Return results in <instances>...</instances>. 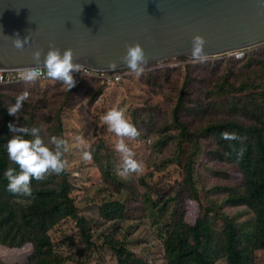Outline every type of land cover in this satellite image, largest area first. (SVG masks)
<instances>
[{
  "label": "clouds",
  "instance_id": "obj_1",
  "mask_svg": "<svg viewBox=\"0 0 264 264\" xmlns=\"http://www.w3.org/2000/svg\"><path fill=\"white\" fill-rule=\"evenodd\" d=\"M29 40V35L21 39L17 33L15 38H12V43L16 49L22 50ZM205 45L206 38L203 35L197 33L192 37V57L189 58H192L193 62L203 63L206 62L207 58H211L207 57ZM249 49L237 50L227 55L233 56L236 60H241ZM32 55L36 63L20 69L19 80L21 81H0V85L31 84L51 79L62 81L63 85L67 86V90L71 91L76 84L75 79L79 78L83 82L87 79L96 81L103 87H110L115 84L119 85L126 79L127 69L139 77L146 71L144 66L159 69L155 65L173 60L147 64L148 57L144 47L139 42L127 44L124 55L120 57V60L127 67L116 69L117 62L110 61L108 64L110 71L94 70L81 66L74 59V52L70 47L61 51L59 47L50 45L46 53L37 48ZM42 55L43 62L41 63ZM44 75L45 78L40 79ZM83 86L80 83V87ZM14 99L15 103L10 104L7 108L10 115L16 116L23 104L28 101L29 92L24 90L17 94ZM197 113H199L198 110L192 111L188 118ZM102 119L108 130L113 132L118 139L115 145L108 148L105 165L97 170L98 183L112 179L113 183L109 195L114 194L122 186L149 190V192L140 194L139 198L145 207L151 197L154 201L161 200L160 206L155 208L157 216L149 211L146 216L139 213L128 214L129 205L134 199L119 200L126 205L124 216L121 217L111 212L105 215V210L101 209V205L98 210L92 211L98 221L113 223L116 226L108 235L99 237L95 235L94 230L87 227L86 216L79 213L73 200L71 202L73 214L62 218L53 227L58 225L61 227V231L69 235L70 238L61 239L56 247L53 246L49 236V232L53 228L47 231L46 238L34 232L27 236L20 245H16L21 237L19 230L22 229L23 221L17 223V231H10L6 227H1L8 242V245L2 244L3 246L28 252L26 259L17 264H183L185 262L183 245L186 238L192 233V227L195 225L200 209L198 203L192 201L193 208L184 215L185 224H182L179 219L175 231L171 233L169 224L176 218V207L179 208L176 195L185 198L184 180L193 178L198 201L203 205V192L209 193L204 184H221L229 181L227 177L222 175L224 170L217 163V161H223L226 164L225 158H215L212 153L217 152L224 155L217 138L214 139L209 133L187 136L186 140L182 136L172 137L163 134L154 145L152 157L144 163L142 159L144 150L139 152L134 145L143 138L142 127L132 123L127 118L125 111L116 107L110 108ZM8 127L10 130V139H7L8 158L18 165V170L9 167L4 175L8 181L7 190L9 193L7 195L12 197L15 203L32 201L36 185H40L46 177L53 175L52 178H55L67 170L66 155L72 154V145L83 153L82 160L85 163L90 162L93 158L94 152L90 150V147L85 143L74 142L73 135H68L65 127L62 135L52 136L48 143H45L42 138L46 133H42L41 124L34 123L25 126L24 124L9 123ZM200 134L213 137V147L208 150V157H198L201 149ZM222 137L228 140L239 138L235 133H222ZM76 139L79 141L80 138L77 137ZM169 139L177 141V145H181L184 140L188 142V139H197V142L200 143V146L192 151L190 162L187 160L188 155L172 162L171 169L177 173L175 180H171L174 172L172 170L169 173H164V175L161 174L159 177L157 173L160 171L152 174L147 170V166L153 164L162 166L161 170H166L163 165L168 158H164L165 152L162 148ZM105 142V137L101 136L97 144H104ZM234 168H238L234 171L238 174V179L229 181L227 191L219 198V201L213 204L212 211L218 217V230L221 231V220H223L226 223L230 222L242 232V239L232 245V256H235L239 261L231 263L227 258L219 261L220 237L215 236L212 247L208 246L206 236L209 228L202 232L205 237H202L201 250H192L187 255L186 261L203 264L204 257L207 264H264V205H255V201L264 196V185L254 177L252 172L243 173L239 171V167L234 166ZM168 178L169 180H167ZM253 188H256L255 194ZM230 195H233L234 201L230 200ZM240 195L242 196L240 197ZM166 203H168V211L161 215L158 209L164 207ZM251 224H256L254 231L248 229ZM69 225L70 228H66ZM40 242H47L48 245L38 248ZM28 246L30 249H27Z\"/></svg>",
  "mask_w": 264,
  "mask_h": 264
},
{
  "label": "rangeland",
  "instance_id": "obj_2",
  "mask_svg": "<svg viewBox=\"0 0 264 264\" xmlns=\"http://www.w3.org/2000/svg\"><path fill=\"white\" fill-rule=\"evenodd\" d=\"M231 58L234 57L231 55L211 57L203 63H195L189 57L177 58L157 64L155 67H159V70L139 77L127 69L126 79L119 85L110 87H103L100 83L87 79L83 82L78 78L75 79V86L79 87L76 89L73 87L71 89L73 93L70 95L71 91L67 90V86L59 87L61 82L51 79L31 84L24 83L21 87H15H20L18 91L0 88V92L15 93L14 98L24 90L29 92V99L23 104V110L27 109L24 116L29 115L30 119H33V124L42 125V133H46L42 136L45 143L55 136L52 126L57 124L55 114L59 112L65 131L68 135H73L74 142L85 143L94 152L92 160L85 163L82 160L83 153L72 145V154H67L66 158L74 206L81 215L86 216L87 227L94 230L96 236L101 237L108 235L116 224L98 221L92 212L98 210L106 201L113 183L112 179L98 183L97 170L105 165L108 148L115 145L118 139L108 130L103 122V115L113 107L123 109L132 123L142 127L143 138L134 145L139 152L144 150L142 156L144 163L152 157L154 145L163 134L171 135L178 132L173 122V110L184 85L188 87L190 93L187 99L194 102L197 110L201 107L199 113L185 119L195 132L210 126L214 121L235 119L248 123L252 114L264 117L257 109L246 108L252 99L256 100L257 104H262L258 99L257 87L264 85V44L246 51L244 58L239 62L234 58L237 65L230 63ZM80 83L84 86L80 87ZM13 102L15 103V99ZM101 136L105 137L106 142L97 144ZM77 137L80 138L79 141ZM199 137L201 149L198 157H208L207 152L213 147V137L206 134H200ZM185 140L177 146V141L169 139L162 148L165 152L164 158L168 159L163 165L166 170L158 172V177L169 173L170 170L174 171L171 164L175 159L189 156L191 149ZM217 163L222 170L228 172L229 181L238 179V174L228 168L225 162ZM176 177L177 173L174 171L171 180H175ZM135 194L137 196L129 205L128 214L139 213L146 216L148 209L141 202L137 191ZM66 228H70V225ZM49 236L54 247L61 239L70 238L58 225L49 232ZM27 249H30L29 246ZM27 254L26 250L0 245V264H17L25 260Z\"/></svg>",
  "mask_w": 264,
  "mask_h": 264
},
{
  "label": "water",
  "instance_id": "obj_3",
  "mask_svg": "<svg viewBox=\"0 0 264 264\" xmlns=\"http://www.w3.org/2000/svg\"><path fill=\"white\" fill-rule=\"evenodd\" d=\"M17 33L30 37L22 50L12 43ZM197 33L207 57L262 45L264 0H0V72L34 65L33 51L50 45L100 71L110 61L126 68L120 57L134 42L147 64L192 57Z\"/></svg>",
  "mask_w": 264,
  "mask_h": 264
},
{
  "label": "trees",
  "instance_id": "obj_4",
  "mask_svg": "<svg viewBox=\"0 0 264 264\" xmlns=\"http://www.w3.org/2000/svg\"><path fill=\"white\" fill-rule=\"evenodd\" d=\"M239 62V60H236ZM234 61V58H231L230 63H237ZM150 68L143 73L147 75L151 72L157 71L159 69H152V66H144V68ZM171 70V69H169ZM151 76V75H150ZM61 87L63 85L62 81ZM24 85L23 83L17 84H8L0 85V88H5L6 90L18 89ZM20 86L18 88H15ZM226 84L223 86L225 88ZM78 85L74 86L76 89ZM188 87L183 86L179 93V98L176 103V106L173 110V122L178 128V132L174 134H166L172 137H187L195 136L198 133H209L211 136L217 138V141L220 147L224 151V155L217 152H212L215 158H225L226 166L234 171L238 170L245 173L246 171L252 172L255 178H257L264 185V117L258 116V114H252V118L249 119L250 122L237 121L235 119H227L222 121H214L208 127L201 128L198 132L185 121L192 111L197 110L193 105V101H189L187 98L190 95L188 92ZM258 99L262 104H257L256 100L252 99L246 105V108L257 109L259 112L264 114V85H259ZM223 93H227L225 90H220ZM73 91L69 93L72 94ZM14 94L6 92H0V245H8L1 227H6L10 231H17V223L23 221L22 229L19 230L21 237L16 245H20L25 241V238L29 235H32L34 232H37L46 238V233L49 229L53 228L62 218L73 214L71 209V202L73 198L71 197L72 193V184L69 182L70 171L67 168L65 172L59 174L57 177L52 178L53 175L46 177L41 181L40 185H36L34 188V196L32 201H26L23 203H15L12 197L7 194L8 181L4 175L5 171L9 167L16 168L18 170V165L14 164L8 158L7 153V139L9 137V123L15 125H32L33 119H30L27 114V109L23 110V107L20 109V112L16 115H10L8 112V106L14 103ZM200 111L201 107H198ZM253 113V110H251ZM55 122L57 124L52 126L55 136H60L63 133L64 126L61 121L60 113L55 114ZM222 133H235L239 137L238 139L228 140L222 137ZM187 142L191 153L187 157L188 162L191 160L192 151L200 146V143L197 142V139H188ZM179 146V145H177ZM234 165V166H233ZM162 166L157 164L148 165L147 170L156 174L158 171H161ZM223 176L227 177L228 172L224 170L222 173ZM204 187L209 193H204L203 205L198 201V196L196 192L195 180L193 178H187L184 180L183 188L185 198L179 197L176 195L178 201V207H176V218L173 220L170 226L171 233L176 229L178 220L182 224L184 223V215H186L194 206L192 201H195L199 205V215L195 222V225L192 227V233L186 238L183 249H184V260L183 264H197L190 261H186L187 255L195 249L201 250L202 237L205 235L202 232H205L209 228L206 236V244L212 247V241L215 236L220 237L219 247H220V257L219 261L227 258L231 263H237L239 260L232 256L233 250L232 245L239 242L242 239V232L233 226L230 222H224L221 220V231L217 228L218 217L213 214L212 209L213 204L223 196L229 187V181H226L221 184H204ZM142 194L143 192H149V190H142V188H137L133 186H122L118 190L108 196L106 202L101 206V209L105 210V215H108L110 212L124 216L126 205L124 202L119 200H133L136 198L137 194ZM253 193H256V188H253ZM242 195H240L241 197ZM191 200V201H189ZM230 200L234 201L233 195H230ZM162 203L161 200L154 201L151 197L149 202L146 204V208L149 212H153L154 216H157L155 208L159 207ZM167 204L164 207L159 208L158 212L161 215H164L167 211ZM255 205H264V196L255 201ZM249 231H254L256 229V224H251L248 227ZM48 245L47 242H40L38 248ZM232 256V257H231ZM203 264H207L203 257Z\"/></svg>",
  "mask_w": 264,
  "mask_h": 264
},
{
  "label": "built area",
  "instance_id": "obj_5",
  "mask_svg": "<svg viewBox=\"0 0 264 264\" xmlns=\"http://www.w3.org/2000/svg\"><path fill=\"white\" fill-rule=\"evenodd\" d=\"M19 71L20 70L0 72V81H3V82L21 81V80H19ZM42 78H45V75L42 76L40 79H42Z\"/></svg>",
  "mask_w": 264,
  "mask_h": 264
}]
</instances>
